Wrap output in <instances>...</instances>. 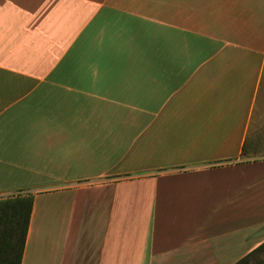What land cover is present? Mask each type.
Returning <instances> with one entry per match:
<instances>
[{
	"label": "crops",
	"instance_id": "obj_1",
	"mask_svg": "<svg viewBox=\"0 0 264 264\" xmlns=\"http://www.w3.org/2000/svg\"><path fill=\"white\" fill-rule=\"evenodd\" d=\"M264 0H0V198L22 264H234L264 242Z\"/></svg>",
	"mask_w": 264,
	"mask_h": 264
},
{
	"label": "trees",
	"instance_id": "obj_2",
	"mask_svg": "<svg viewBox=\"0 0 264 264\" xmlns=\"http://www.w3.org/2000/svg\"><path fill=\"white\" fill-rule=\"evenodd\" d=\"M34 194L0 198V264H22ZM234 264H264V242Z\"/></svg>",
	"mask_w": 264,
	"mask_h": 264
},
{
	"label": "rangeland",
	"instance_id": "obj_3",
	"mask_svg": "<svg viewBox=\"0 0 264 264\" xmlns=\"http://www.w3.org/2000/svg\"><path fill=\"white\" fill-rule=\"evenodd\" d=\"M258 107H257V113L256 117H258V120L256 122L257 127H262L264 128V82L262 85V89L260 92L259 100H258Z\"/></svg>",
	"mask_w": 264,
	"mask_h": 264
}]
</instances>
